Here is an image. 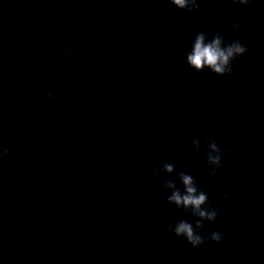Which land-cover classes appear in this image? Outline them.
<instances>
[{
  "label": "water",
  "instance_id": "water-1",
  "mask_svg": "<svg viewBox=\"0 0 264 264\" xmlns=\"http://www.w3.org/2000/svg\"><path fill=\"white\" fill-rule=\"evenodd\" d=\"M198 3L0 0V264H264V0ZM200 31L247 45L232 74L188 66ZM165 162L219 207L200 232L221 241L165 234L193 221Z\"/></svg>",
  "mask_w": 264,
  "mask_h": 264
},
{
  "label": "clouds",
  "instance_id": "clouds-1",
  "mask_svg": "<svg viewBox=\"0 0 264 264\" xmlns=\"http://www.w3.org/2000/svg\"><path fill=\"white\" fill-rule=\"evenodd\" d=\"M168 2L178 9L193 12L199 10L198 0H168ZM250 0H230L228 11L232 14V4L248 5ZM233 31H239L242 27V22L236 20L230 25ZM72 45L69 44L67 48L63 49L66 54L72 51ZM248 51L247 45L241 43L239 37L231 42H225L224 37L220 33H214L211 38L206 32L200 31L195 33L191 38L190 48L186 50V63L189 67L196 71H203L208 69L212 73L223 76L232 74V62L239 56L244 55ZM49 100L52 99V94H48ZM235 99V93L233 94ZM206 145V160L211 167L210 175H216L218 171L223 170L222 150L218 146L217 141L211 137H205ZM193 147L199 151L201 149V142L199 139L192 140ZM223 151L231 154L230 148H225ZM9 149L0 145V159H2ZM153 174L160 175L161 171L169 174V178L164 181L162 187L168 193L166 199L169 204H174L177 209H183L190 214L193 221L187 219H179L174 224L169 223L164 229L165 234L172 233L177 237H183L187 243L193 248L199 247L210 239L219 242L223 238V233L220 231H212L210 235H202L200 229L205 221L214 222L219 212V207L214 206L208 197V194L199 188L196 180L190 173L180 171L175 173V166L172 163L165 162L160 168L153 166ZM253 171H257L253 168ZM179 180L182 189L177 185L176 180ZM224 199L231 197L225 193ZM167 239V235L164 237Z\"/></svg>",
  "mask_w": 264,
  "mask_h": 264
}]
</instances>
